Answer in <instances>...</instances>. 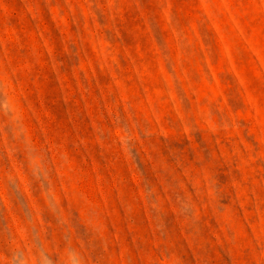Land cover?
<instances>
[{
	"label": "rangeland",
	"instance_id": "obj_1",
	"mask_svg": "<svg viewBox=\"0 0 264 264\" xmlns=\"http://www.w3.org/2000/svg\"><path fill=\"white\" fill-rule=\"evenodd\" d=\"M0 264H264V0H0Z\"/></svg>",
	"mask_w": 264,
	"mask_h": 264
}]
</instances>
